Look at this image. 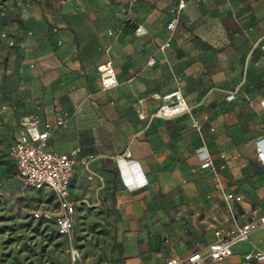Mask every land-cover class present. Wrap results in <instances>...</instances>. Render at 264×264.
Returning <instances> with one entry per match:
<instances>
[{"label": "crops", "instance_id": "obj_1", "mask_svg": "<svg viewBox=\"0 0 264 264\" xmlns=\"http://www.w3.org/2000/svg\"><path fill=\"white\" fill-rule=\"evenodd\" d=\"M178 1L158 0L166 12L153 27L140 26L142 37L133 45L116 44L112 58L87 67L101 90L96 102L75 104L60 116L47 107L36 115L41 122L62 121L50 148L78 147V156H94L70 178L75 207L99 204L110 192L119 210L115 235L100 248L78 249L83 264L186 262L192 252H207L215 229L264 215V165L257 158L258 147L264 149V0H184L180 10ZM165 41L169 46L161 49ZM106 61L118 84L102 90L96 67ZM176 92L187 110L156 115ZM21 116L0 122L8 146L23 130ZM206 157L211 165L202 169ZM3 176L0 191L16 179H6L4 169ZM229 192L242 199L226 200ZM253 249L264 251V226L235 243L231 255L201 264H241Z\"/></svg>", "mask_w": 264, "mask_h": 264}, {"label": "rangeland", "instance_id": "obj_2", "mask_svg": "<svg viewBox=\"0 0 264 264\" xmlns=\"http://www.w3.org/2000/svg\"><path fill=\"white\" fill-rule=\"evenodd\" d=\"M165 12L158 0H0V122L96 102L101 90L87 67L112 58L116 44L133 45L137 28L153 27ZM7 141L0 138V184L3 169L16 179L0 191V264H69L71 246L88 252L115 235L120 217L110 192L99 204L76 205L70 241L51 219H34L33 211L56 210L54 196L21 187Z\"/></svg>", "mask_w": 264, "mask_h": 264}, {"label": "built area", "instance_id": "obj_3", "mask_svg": "<svg viewBox=\"0 0 264 264\" xmlns=\"http://www.w3.org/2000/svg\"><path fill=\"white\" fill-rule=\"evenodd\" d=\"M185 1H178V9L183 8ZM177 22V16H173L166 24V28L172 30ZM140 33L142 29L139 27ZM169 46V41L160 45L161 49ZM99 84L102 90L115 87L118 84L114 67L110 61L99 64L96 67ZM153 97L162 99L159 93H154ZM188 108L184 97L180 92H176L171 99H163L156 109L155 114L163 117H170L186 111ZM142 116V114H139ZM62 123L56 120L54 124L49 121L41 122L34 114H24L20 118V125L23 130L8 146V153L16 166V174L22 188L48 189L52 192L57 209L36 210L32 212L34 219H51L54 230L58 236H64L69 241L72 240V230L74 227L75 203L70 197V178L77 165L88 168L94 156L88 154L78 156L79 148H72L68 152L56 151L49 147L48 139L54 129ZM259 142V141H258ZM129 156V153H126ZM257 158L264 165V149L260 146L257 150ZM211 165V159L206 157L200 164L204 169ZM94 172L89 171L88 178L94 176ZM224 198L228 201H240V195L225 193ZM264 226V215H255L243 225L232 228H217L214 230V240L208 244L207 252L202 255L199 252H192L186 262L179 261L175 257H170L167 264H201L204 259L221 260L232 254L233 245L244 241L249 234L257 228ZM264 258V251L253 249L243 255L241 264H254L255 260ZM69 264H83L78 248L71 246L69 250Z\"/></svg>", "mask_w": 264, "mask_h": 264}, {"label": "trees", "instance_id": "obj_4", "mask_svg": "<svg viewBox=\"0 0 264 264\" xmlns=\"http://www.w3.org/2000/svg\"><path fill=\"white\" fill-rule=\"evenodd\" d=\"M39 219H41V218H39ZM54 232H55L56 235H58L55 230H54Z\"/></svg>", "mask_w": 264, "mask_h": 264}]
</instances>
